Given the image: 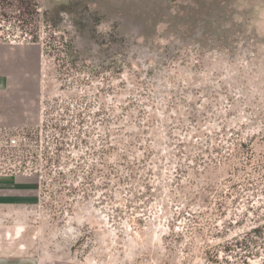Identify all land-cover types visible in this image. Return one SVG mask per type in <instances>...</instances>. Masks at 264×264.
<instances>
[{
  "label": "rangeland",
  "instance_id": "rangeland-1",
  "mask_svg": "<svg viewBox=\"0 0 264 264\" xmlns=\"http://www.w3.org/2000/svg\"><path fill=\"white\" fill-rule=\"evenodd\" d=\"M33 1L0 0L31 75L0 113L2 253L264 264V0Z\"/></svg>",
  "mask_w": 264,
  "mask_h": 264
},
{
  "label": "crops",
  "instance_id": "crops-1",
  "mask_svg": "<svg viewBox=\"0 0 264 264\" xmlns=\"http://www.w3.org/2000/svg\"><path fill=\"white\" fill-rule=\"evenodd\" d=\"M12 50V49H10ZM22 51L19 50V56ZM15 52H8L7 55L0 53V113L1 115L4 114L5 111L10 110V114L13 117H17L18 114H16V111L13 112V109L16 108V103L18 100L23 98V96L26 94L23 92V86L18 87L17 90L11 89L10 87L14 85L15 83L26 84V82H30V74L27 72H24L25 70L23 68L20 69V72H18L14 79L11 73L7 72V68L5 66L7 65V61L13 60ZM24 54H22L23 58ZM6 64V65H5ZM0 115V116H1ZM0 264H70L68 262H60L57 260H47L44 257H28V256H18V257H8L6 254L2 253V250L0 248Z\"/></svg>",
  "mask_w": 264,
  "mask_h": 264
},
{
  "label": "built area",
  "instance_id": "built-area-1",
  "mask_svg": "<svg viewBox=\"0 0 264 264\" xmlns=\"http://www.w3.org/2000/svg\"><path fill=\"white\" fill-rule=\"evenodd\" d=\"M18 146V138L14 136L8 137L7 135L0 136V155L5 152L14 151Z\"/></svg>",
  "mask_w": 264,
  "mask_h": 264
},
{
  "label": "trees",
  "instance_id": "trees-1",
  "mask_svg": "<svg viewBox=\"0 0 264 264\" xmlns=\"http://www.w3.org/2000/svg\"><path fill=\"white\" fill-rule=\"evenodd\" d=\"M30 1H31V0H30ZM16 6H18V4H16ZM22 7H23V5L21 6V5L19 4V8H18V9H19L20 11H22V10H23ZM33 9H34V11H35L36 13L39 12V10H38V9H39V5H38V3H37V0H34V1H33ZM255 231H258V229H255Z\"/></svg>",
  "mask_w": 264,
  "mask_h": 264
}]
</instances>
